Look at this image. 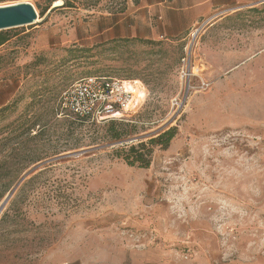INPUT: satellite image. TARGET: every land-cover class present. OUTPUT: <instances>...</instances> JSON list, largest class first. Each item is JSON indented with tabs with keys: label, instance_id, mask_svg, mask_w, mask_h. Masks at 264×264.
<instances>
[{
	"label": "rangeland",
	"instance_id": "374dc122",
	"mask_svg": "<svg viewBox=\"0 0 264 264\" xmlns=\"http://www.w3.org/2000/svg\"><path fill=\"white\" fill-rule=\"evenodd\" d=\"M57 1L0 0L39 19L0 47V205L49 161L0 213V264H264V0H226L181 42L110 40L124 0ZM89 76L144 86L141 109L115 120L140 138L128 144L176 129L148 168L101 142L109 122L61 110Z\"/></svg>",
	"mask_w": 264,
	"mask_h": 264
},
{
	"label": "crops",
	"instance_id": "0c3cea01",
	"mask_svg": "<svg viewBox=\"0 0 264 264\" xmlns=\"http://www.w3.org/2000/svg\"><path fill=\"white\" fill-rule=\"evenodd\" d=\"M118 34L110 40L185 41L226 0H124ZM109 30V29H108Z\"/></svg>",
	"mask_w": 264,
	"mask_h": 264
},
{
	"label": "built area",
	"instance_id": "2783aa9c",
	"mask_svg": "<svg viewBox=\"0 0 264 264\" xmlns=\"http://www.w3.org/2000/svg\"><path fill=\"white\" fill-rule=\"evenodd\" d=\"M197 31L194 28V33ZM189 66L190 58L186 55L181 59V77L189 79ZM208 86L201 82L202 89ZM145 95V88L138 80L89 76L76 80L65 89L59 97V105L74 119L105 123L119 119L130 109L137 111L143 106Z\"/></svg>",
	"mask_w": 264,
	"mask_h": 264
},
{
	"label": "trees",
	"instance_id": "16d2710c",
	"mask_svg": "<svg viewBox=\"0 0 264 264\" xmlns=\"http://www.w3.org/2000/svg\"><path fill=\"white\" fill-rule=\"evenodd\" d=\"M52 2L49 3L48 7L41 10L40 17H43L45 13L50 9ZM72 3L68 0H63V5L61 8L72 7ZM8 31V30H7ZM7 31L0 32V47L5 45L9 40L10 37ZM77 121L86 122L88 120H79ZM109 124L106 127V130L101 133V142H122L126 140L128 137L132 136V133L128 129V125L122 123L121 121H108ZM176 136V129L171 128L167 131H164L160 135L155 138H151L147 141H139L137 143L132 144H123L122 146L117 147L114 151V155L116 158L123 160L129 166H135L138 168H148L151 163L152 155L156 147H160L161 149L165 150L168 148L170 142ZM40 173L35 174L27 181H25L17 191V194L14 200L10 203L8 209L4 212L1 222L5 221L9 215V212L17 206V200L23 201L27 195L26 190L33 186L37 178L39 177ZM16 199V201H15Z\"/></svg>",
	"mask_w": 264,
	"mask_h": 264
},
{
	"label": "water",
	"instance_id": "95a60500",
	"mask_svg": "<svg viewBox=\"0 0 264 264\" xmlns=\"http://www.w3.org/2000/svg\"><path fill=\"white\" fill-rule=\"evenodd\" d=\"M36 23H38V15H37L34 7L28 2H21V3H17V4L0 6V32L15 29V28L32 26ZM138 139H140V138L122 141V142L117 143V144H121V145L128 144V143L137 141ZM105 147H108V146H105ZM93 150H95V149H93ZM93 150L91 149V150L85 151L82 154L90 153ZM70 157H72V156L68 155V156L58 157V158H55L53 160L56 161V160H61V159H65V158H70ZM48 162L40 163V164L34 166L32 169H30L27 173H25L19 179V181L16 183V185L12 188V190L8 193V195L6 196L4 201L1 203L0 213L2 212V210L4 209V207L8 203V201L10 200V198L13 196L15 191L18 189V187L30 175H32L37 170L42 168Z\"/></svg>",
	"mask_w": 264,
	"mask_h": 264
},
{
	"label": "bare ground",
	"instance_id": "6f19581e",
	"mask_svg": "<svg viewBox=\"0 0 264 264\" xmlns=\"http://www.w3.org/2000/svg\"><path fill=\"white\" fill-rule=\"evenodd\" d=\"M60 5H62V2L61 1H57V2L54 3L53 6H60ZM38 21H39V19H38Z\"/></svg>",
	"mask_w": 264,
	"mask_h": 264
}]
</instances>
